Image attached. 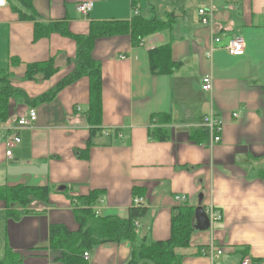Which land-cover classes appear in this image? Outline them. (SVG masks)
Segmentation results:
<instances>
[{"label": "crops", "instance_id": "0c3cea01", "mask_svg": "<svg viewBox=\"0 0 264 264\" xmlns=\"http://www.w3.org/2000/svg\"><path fill=\"white\" fill-rule=\"evenodd\" d=\"M82 1L94 2L88 14L78 11ZM167 7L162 20L173 14L171 26L134 42L133 18L157 17ZM202 7L211 11L210 24L201 21ZM111 23L119 31L98 36L92 48L101 64V112H92L89 75L40 100L74 71L75 36ZM237 35L243 55L224 48ZM214 36L223 41L210 56ZM0 75L10 92L6 117L0 110V186L24 187L34 197L32 211L18 219L6 216L10 208L0 199V261L12 250L20 264H69L51 245L54 225L78 231L83 207L126 219L142 197L147 211L135 241L101 242L85 260L143 264L134 253L168 240L174 214L182 205L196 209L202 196L223 219L174 247L176 264H241L244 255L264 264V0H7L0 6ZM206 76L210 92L202 88ZM31 106L37 121L20 129L8 158L10 126ZM210 112L224 126L212 146L202 126ZM92 191L98 198L88 204L82 197ZM211 244L222 254L200 252Z\"/></svg>", "mask_w": 264, "mask_h": 264}, {"label": "trees", "instance_id": "16d2710c", "mask_svg": "<svg viewBox=\"0 0 264 264\" xmlns=\"http://www.w3.org/2000/svg\"><path fill=\"white\" fill-rule=\"evenodd\" d=\"M168 21L159 19L158 17L145 18L143 16H136L132 20V34L134 42L139 43L146 35L166 26H171L174 21L173 14ZM128 27V26H127ZM55 30L68 33L65 27L60 28V25L52 27ZM119 27L111 23L100 31H93L90 35H76L78 41L77 65L74 71L63 79L56 90L50 91L40 100L53 99L57 91L65 84L70 83L82 75H89L92 80V112L95 114L100 108L101 102V64L92 57V48L98 36L106 34H114L118 32ZM35 65L34 67H37ZM41 70L40 68H37ZM43 70L45 75L48 72ZM156 72H161L160 65L154 69ZM30 76L33 73L30 71ZM0 110L2 109L4 116L9 109L8 94L10 92L5 88L0 92ZM6 117V116H5ZM24 187H2L0 186V199L3 200L10 210L6 216H13L18 219L24 213H30L29 209L34 197L29 195ZM48 190L47 188H45ZM97 191H92L86 197H82L88 204L97 201ZM47 202V199H43ZM147 208L144 206L133 205L130 208L129 216L126 219L113 216L97 215L91 207L79 208L76 210V219L80 224L78 231H69L63 225H54L52 227L51 245L53 249L62 252V258L69 264H88L85 260L84 252L90 251L97 244L107 241H121L123 239H131L135 241L137 234L135 232V220L142 218L146 214ZM195 209L189 205H182L177 213L173 216L172 234L168 240L153 241L150 244L142 245L139 251L134 253L133 261L137 258L146 261L143 264L149 263L151 260L155 264H176V255L173 248L177 245L185 246L190 241V235L194 228ZM19 257L12 250H7L6 256L0 261V264H20Z\"/></svg>", "mask_w": 264, "mask_h": 264}, {"label": "built area", "instance_id": "2783aa9c", "mask_svg": "<svg viewBox=\"0 0 264 264\" xmlns=\"http://www.w3.org/2000/svg\"><path fill=\"white\" fill-rule=\"evenodd\" d=\"M7 3V0H0V6H4ZM94 6L93 1H82L78 3V11L83 14H88ZM137 13V12H136ZM199 14L201 21L205 24H210L212 22L211 11L202 7L199 9ZM222 38L220 36H214L212 43L213 45L208 51V55H212V52L216 49L218 44H222ZM225 50L231 55H243L246 51V43L242 36L237 35L229 39V41L224 44ZM202 88L205 91H212L213 89V80L211 76H206L203 78ZM237 115V113H235ZM38 118V113L36 107H29L25 115L20 116L11 126L10 134L6 140V155L8 158H13L12 148L21 142V136L19 131L22 127L33 126ZM202 126L208 132L210 140L209 145L212 146L216 143H219L222 140V132L224 129L222 119L214 112H210L203 117ZM176 200L182 203H187L188 197L185 194H178L175 196ZM134 204L137 206H145V201L142 197H138L134 200ZM209 219L210 227H213L216 223L220 222L223 219V213L221 209L215 206L212 202L202 203ZM139 225V220H135V226ZM200 252L203 254H209L212 258L222 254V250L217 249L215 245L211 244L210 247L200 249ZM85 259H89L90 252H84ZM241 264H254L252 257L250 255H244L241 260Z\"/></svg>", "mask_w": 264, "mask_h": 264}, {"label": "water", "instance_id": "95a60500", "mask_svg": "<svg viewBox=\"0 0 264 264\" xmlns=\"http://www.w3.org/2000/svg\"><path fill=\"white\" fill-rule=\"evenodd\" d=\"M203 197H199V203L195 209V225L194 228L205 230L210 227V219L202 205Z\"/></svg>", "mask_w": 264, "mask_h": 264}, {"label": "rangeland", "instance_id": "374dc122", "mask_svg": "<svg viewBox=\"0 0 264 264\" xmlns=\"http://www.w3.org/2000/svg\"><path fill=\"white\" fill-rule=\"evenodd\" d=\"M172 9H170L169 7H167V8H159V9H157V12H156V16L158 17V18H161V19H165L166 17H165V12L166 11H171ZM146 15V14H145ZM147 16H149V15H147ZM154 16V15H153ZM178 23H179V21H178ZM8 80H7V77H6V75H0V92L2 93V91H3V85H5L6 84V82H7ZM0 95H2V94H0ZM217 249H220V250H222L221 248H219V247H217V246H215Z\"/></svg>", "mask_w": 264, "mask_h": 264}]
</instances>
